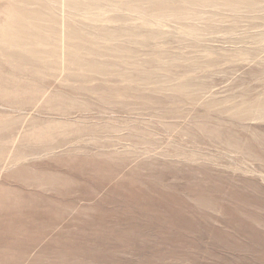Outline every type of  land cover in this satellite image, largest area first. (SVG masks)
<instances>
[{
    "label": "rangeland",
    "instance_id": "obj_1",
    "mask_svg": "<svg viewBox=\"0 0 264 264\" xmlns=\"http://www.w3.org/2000/svg\"><path fill=\"white\" fill-rule=\"evenodd\" d=\"M2 27L0 264H264V0H0Z\"/></svg>",
    "mask_w": 264,
    "mask_h": 264
},
{
    "label": "bare ground",
    "instance_id": "obj_2",
    "mask_svg": "<svg viewBox=\"0 0 264 264\" xmlns=\"http://www.w3.org/2000/svg\"><path fill=\"white\" fill-rule=\"evenodd\" d=\"M78 6H79V5H78ZM64 8H65V7H64ZM77 8H78V7H77ZM89 11H90V9H89ZM85 12H86V11H85ZM87 13H88V12H87ZM95 13H96V12H95ZM83 14H84V13H83ZM81 15H82V14H81ZM99 15H100V14H98L97 16H99ZM107 15H108V14H107ZM85 16H86V15H85ZM52 17H53V16H52ZM85 18H86V17H85ZM98 18H99V17H98ZM98 18H97V19H98ZM161 18H162V17H161ZM158 19H159V18H158ZM67 20H68V19H67ZM159 20H161V19H159ZM145 21H146V20H144V22H145ZM148 21H149V20H148ZM155 21H157V19H156ZM164 21H165V20H164ZM152 22H154V21L152 20ZM152 22H151V23H152ZM159 22H160V21H159ZM151 23H150V24H151ZM161 23H162V22H161ZM162 24H163V23H162ZM151 25H152V24H151ZM153 25H157V24H153ZM158 25H160V23H158ZM10 26H11V25H10ZM148 26H149V25H148ZM163 26H164V25H163ZM2 28H3V27H2ZM5 28H6V27H5ZM159 28H161V27H159ZM8 29H9V28H8ZM6 30H7V29H6ZM6 30L3 28L2 31H0V32H3V33H6V34H7ZM8 31H9V30H8ZM10 32H11V31H10ZM1 35H2V34H1ZM3 36H5V35H3ZM3 36H2V37H3ZM5 38H6V37H5ZM8 39H9V38H8ZM0 41H1V40H0ZM259 119H264V117H262V116L259 115L258 118H255V120H259ZM69 260H70V259H69ZM78 260H79V259H78Z\"/></svg>",
    "mask_w": 264,
    "mask_h": 264
}]
</instances>
